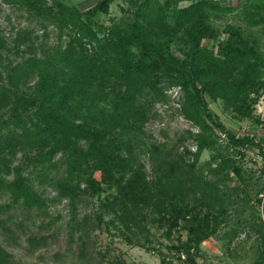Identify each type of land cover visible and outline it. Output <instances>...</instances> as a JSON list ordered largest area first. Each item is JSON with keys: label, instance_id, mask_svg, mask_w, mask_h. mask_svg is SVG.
Masks as SVG:
<instances>
[{"label": "trees", "instance_id": "obj_1", "mask_svg": "<svg viewBox=\"0 0 264 264\" xmlns=\"http://www.w3.org/2000/svg\"><path fill=\"white\" fill-rule=\"evenodd\" d=\"M113 1L84 7L0 0V14L1 4L10 3L41 30L18 27L9 41L0 30L1 234L25 232L30 224L37 233L25 239L33 251L63 227L66 253L81 255L96 229L146 249L155 248V240L161 244L159 232L169 240L161 264H199L201 242L253 200L262 217H242L238 224L253 230L249 264H264V182L246 188L248 173L239 161L256 148L264 171V136L226 127L208 102L219 100L239 117L252 115L264 89V54L240 25L220 31L208 17L238 10L247 26H264V0L184 6L140 0L126 25H106L95 15L107 13ZM176 34L184 42L181 55L170 48ZM170 86H177L171 108L197 130L174 137L161 131L162 140L147 123L160 117L156 104L169 102ZM204 150L209 156L201 161ZM60 202L68 211L64 224L50 209ZM237 230L230 228L228 244ZM94 252L101 264L107 252ZM107 263L125 261L112 255ZM0 264H19L2 241Z\"/></svg>", "mask_w": 264, "mask_h": 264}, {"label": "rangeland", "instance_id": "obj_2", "mask_svg": "<svg viewBox=\"0 0 264 264\" xmlns=\"http://www.w3.org/2000/svg\"><path fill=\"white\" fill-rule=\"evenodd\" d=\"M47 1L51 2L52 0ZM66 1L79 6L88 7L93 5L96 0ZM134 1L139 2L140 0H114L110 3L107 13L97 12L95 18L106 25L113 23L126 25L127 22L133 19L132 10L136 6ZM159 1L163 2L164 0ZM191 1L192 0H178L177 4L184 6ZM218 1L221 4L235 5L240 0ZM1 7L2 11L0 14V30L1 33H3L8 38V41L14 35V32L18 27H32L35 29L37 34L41 33L38 22L34 20V18L27 17V14L24 10H20L6 2H3ZM208 21L212 25L218 27L220 31L222 30L223 26L228 23L240 25L242 28H244L245 32H250L255 37L257 48L264 54V26H247L240 17L238 10L215 11L212 16L208 17ZM50 28L53 27L50 26L49 29ZM224 36L225 32H221L220 37L223 38ZM49 40L51 42L55 40L54 33L50 36ZM170 48L175 54L181 55V49L184 48V42L183 39L178 36V34L172 36ZM2 51L5 52V49ZM10 57L15 58L16 56L14 57V54L10 53ZM16 58L19 59V56ZM176 91L177 86H170L167 88L166 92L170 98L169 102L157 103L156 108L160 114V117L147 123V127L151 130L153 135L162 140L166 135L161 133V131H165L169 137H174L177 131H182L183 129L189 128L192 131L197 130L190 124L189 121L184 119L182 115L178 114L176 110L171 108V105H175V101L173 99L176 97ZM262 95L263 97L260 98ZM208 102L209 106L218 114L219 118L226 127L238 133L250 132L254 133V135L257 134L259 136H264V89L259 95V99L254 106L255 108L252 115L248 117H239L238 115H235L219 100L213 101L208 99ZM186 143L190 149L193 150L195 148L194 144L191 143L190 140H188ZM208 156L209 151L204 150L200 157L201 161L207 159ZM239 161L241 162L243 169L248 173V185L246 188L249 187V190L253 191L255 187L263 184V160L256 148L248 149L245 153V156ZM47 191H49V189H47ZM259 195L263 197L264 193H260ZM4 201L5 199L0 198V203H3ZM240 205H242V203ZM50 209L54 210L53 213L58 212L60 214L56 223L64 224L65 219L68 216V211L64 207L63 202L51 205ZM81 209L82 212L89 211L90 206L82 207ZM232 211L233 214L231 216V222L227 225H223L214 236L201 242L200 252L196 256V260L199 264H249L252 261L255 254L253 247V230L250 226L242 229V226H240L238 223L242 217L252 218V215H254L253 217H255V215H261L262 217V207L260 204H257L252 200V205H247L243 211ZM16 212V215L19 216V211L17 210ZM0 214L2 217H4V214ZM233 225L237 227L238 230L228 244L227 240L229 236L227 234H229L228 232H230V228ZM26 227L29 228L25 232H22V230H16L10 232L9 234L2 235V227L0 226V241H2L7 249L12 252L14 259L18 261L19 264H100L99 259H97V255L94 252L97 249L107 252L104 255V260H100L101 264H108L107 257L112 255H119L124 259L125 264H161V256L167 253L165 244L169 243L168 239L161 236L159 232H157L156 236H158L161 244L155 240L153 242L155 248L146 249L142 246L128 244L119 236H111L105 230L96 229L91 233L90 236L94 242L87 246L85 253H81V255L79 253L73 252L66 253L69 240L68 236H65L64 228L62 227L57 231V237L54 239H49L46 246H41L33 251H29L25 236L29 232L37 233V228L30 227V224ZM53 227L54 225H52L49 229H43L44 231L42 232H50L53 230ZM6 235H8V238H5ZM71 242V244H73L72 248L77 249L78 241L73 239ZM173 263L178 264L176 260H173Z\"/></svg>", "mask_w": 264, "mask_h": 264}, {"label": "built area", "instance_id": "obj_3", "mask_svg": "<svg viewBox=\"0 0 264 264\" xmlns=\"http://www.w3.org/2000/svg\"><path fill=\"white\" fill-rule=\"evenodd\" d=\"M262 97H263V95L260 98H262ZM258 99H259V97H258Z\"/></svg>", "mask_w": 264, "mask_h": 264}]
</instances>
